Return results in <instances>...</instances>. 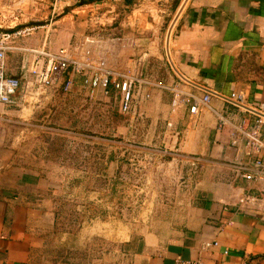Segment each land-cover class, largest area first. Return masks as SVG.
<instances>
[{
    "label": "crops",
    "instance_id": "crops-1",
    "mask_svg": "<svg viewBox=\"0 0 264 264\" xmlns=\"http://www.w3.org/2000/svg\"><path fill=\"white\" fill-rule=\"evenodd\" d=\"M79 2L0 0V32L31 29L14 39L5 57L6 76L20 85L14 105L0 104V264H264V202L255 209L238 205L244 195L264 196V160L256 166L245 141L232 145L230 137L232 128L257 125L264 138V0ZM60 49L76 58L90 49L95 62L136 78L130 116L136 139L145 141L136 152L147 158L141 167L148 174L163 173L161 180L148 179L151 189L140 205L131 204L124 225L119 199L112 209L105 198L66 199L86 221L89 208L96 210L93 226L109 222L100 214L112 210L113 236L125 238L90 263L58 255L55 243L69 236L63 224L69 218L62 188L47 175L72 170L56 159L55 119L42 116L59 87L40 85L30 72L33 50ZM177 74L240 103L210 95L208 108L193 115L186 97L173 109L174 91L207 94ZM76 81L77 92L92 100L117 95L110 80L94 96ZM62 137L66 151L102 158L103 168L105 158L116 157L99 136ZM86 221L82 235L89 233Z\"/></svg>",
    "mask_w": 264,
    "mask_h": 264
},
{
    "label": "rangeland",
    "instance_id": "rangeland-1",
    "mask_svg": "<svg viewBox=\"0 0 264 264\" xmlns=\"http://www.w3.org/2000/svg\"><path fill=\"white\" fill-rule=\"evenodd\" d=\"M69 75L64 80L69 79L70 81L68 90L63 89V82L57 84L59 89H57L55 98L54 96L51 100L47 97L43 98V100L53 102V105L50 103L45 105L42 108V116L55 119V125L52 127L56 130L54 133L58 134L57 145L59 148L56 159L59 164H63L61 168L71 169L72 172H56L47 176H50V179L62 188L63 214L69 218L65 221L66 223H63L66 225L65 229L68 230L69 236L58 237L57 243H55L59 246L58 255L67 260H74V262L89 261L90 263L99 259L102 254L106 256L112 254L114 250L120 248L121 241H124L125 238L113 236L115 224L113 223L112 210H110V214H100L101 218L109 220V222L103 226L95 225V227L93 221L99 217L96 210L91 211L92 209L89 208L90 220L86 221L85 212L78 211L74 203L67 205L66 199L74 200L80 204L81 200H86V198H90L92 201L105 198L106 205L110 209H112L111 205L115 200L119 199L125 213H120L121 223L124 225L129 220V215H131L129 211L130 208H133V203L140 205L151 189L147 188L148 179L155 176V179L161 180L163 173L148 174L141 167L147 158L137 153L136 150L145 147L143 145L145 141L136 139L137 127L132 121V116L120 113L117 95L111 94L109 98L92 100L76 90V87L80 86L79 81H76L79 78L82 80L83 86L88 88V95L96 94L98 87L93 88L90 74L71 73ZM66 132L99 136L106 140V152H116V157L105 158L103 168L102 158L92 155L81 157L84 152L79 148L74 150V154L66 151V141L62 137ZM75 144L81 143L75 141ZM117 153H121V155ZM71 154L73 155L71 156ZM69 161L73 165L67 163ZM82 221H86L85 223H88L90 227L89 233L86 235H82L80 231ZM53 239L51 237L50 240L53 241ZM103 250L104 253H102Z\"/></svg>",
    "mask_w": 264,
    "mask_h": 264
},
{
    "label": "built area",
    "instance_id": "built-area-1",
    "mask_svg": "<svg viewBox=\"0 0 264 264\" xmlns=\"http://www.w3.org/2000/svg\"><path fill=\"white\" fill-rule=\"evenodd\" d=\"M73 1L75 3L79 0H54V5L61 2ZM31 29H23L15 32H0V104L14 105V96L19 88V81L17 79L9 78L6 76L5 57L7 50L11 49V44L16 37L22 36L28 33ZM32 65L30 72L35 74L39 78V83L42 86H57L64 82L63 89L66 91L69 89L70 81L65 80V76L68 74H80L89 75L91 77V84L93 88H97L100 85H106L109 80L113 89L116 91L119 111L121 114H130L132 110V103L134 101V90L136 78L120 75L104 64L95 62L94 55L90 49L84 50L83 55L79 58L71 55L70 49H60L56 53H47L42 50H33ZM44 60L46 64L44 66ZM188 97L191 99V106L189 111L191 114L196 115L201 110L208 108L210 95L206 94L202 97H196L194 95L182 94L179 91L173 92L171 107L173 109L178 107V104ZM228 99L237 104L240 101H235L231 97ZM232 145L237 144L240 140L245 141L246 147L251 154L256 158L255 165L261 166L264 160V138L261 135L260 127L254 126L250 130L244 128H232L231 133ZM242 177L251 181L255 177L250 174H243ZM264 202V196L255 197L250 195H244L238 200L239 206H247L249 208H259L261 203ZM175 264H214L212 262H204L201 260L185 261L177 260Z\"/></svg>",
    "mask_w": 264,
    "mask_h": 264
},
{
    "label": "water",
    "instance_id": "water-1",
    "mask_svg": "<svg viewBox=\"0 0 264 264\" xmlns=\"http://www.w3.org/2000/svg\"><path fill=\"white\" fill-rule=\"evenodd\" d=\"M180 13V12H179ZM179 13L177 14V16L179 15ZM168 36H169V34H168ZM167 41H168V37H167ZM174 71H176L175 69H174ZM177 73V72H176ZM185 83H187V84H190V85H192V86H194V87H197V88H200L201 90H203L205 93H207V94H209V95H212V96H217V97H221L222 99H224L225 101H228V102H230V103H234V102H232V101H230L228 98H226V97H224V96H220L219 94H216V93H214V92H211V91H209V90H207V89H205V88H203V87H201V86H198V85H196V84H193V83H191V82H189L188 80H186L185 78H183L181 75H179V74H177ZM238 105V104H237ZM240 107H242V106H240ZM242 108H244V107H242ZM246 109V108H245Z\"/></svg>",
    "mask_w": 264,
    "mask_h": 264
},
{
    "label": "trees",
    "instance_id": "trees-1",
    "mask_svg": "<svg viewBox=\"0 0 264 264\" xmlns=\"http://www.w3.org/2000/svg\"><path fill=\"white\" fill-rule=\"evenodd\" d=\"M97 1H100V0H81L78 5L90 4V3L97 2Z\"/></svg>",
    "mask_w": 264,
    "mask_h": 264
}]
</instances>
